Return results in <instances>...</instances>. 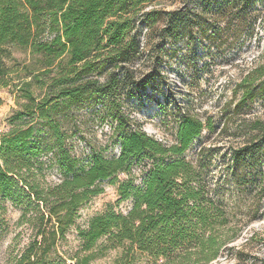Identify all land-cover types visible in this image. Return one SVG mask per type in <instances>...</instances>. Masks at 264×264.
<instances>
[{
    "label": "trees",
    "instance_id": "trees-1",
    "mask_svg": "<svg viewBox=\"0 0 264 264\" xmlns=\"http://www.w3.org/2000/svg\"><path fill=\"white\" fill-rule=\"evenodd\" d=\"M149 1L0 0V86L13 84L24 100L9 117L12 128L0 135V195L23 207L21 223L33 229L11 264H89V256L69 261L56 255L57 240L75 224L81 206L103 191V181L116 184L119 174H130L143 155L151 162L141 185L133 177L118 185L121 199H132V207L127 213L107 210L93 216L87 228H79L84 248L109 236L115 244L127 242L147 252L154 264H208L226 243L222 209L205 191L202 171L183 157L204 123L183 115L175 141L165 145L139 128H127L130 119L120 115V96L127 88L125 95L133 97L138 88L132 85L141 82L131 68L141 53L140 35L133 33L140 19L165 20L161 36L170 41L191 36L201 19L195 6L204 13L217 6L215 15L220 16L238 5L246 10L252 0H183L174 10L144 11ZM13 47L28 49L34 63L17 61ZM101 71H108L104 81L97 77ZM235 91L241 94L233 101L234 115L256 97L264 98V62L250 69ZM85 103H100L107 112L104 118L116 122L117 157L95 151L88 165H79L66 124L75 122L74 108ZM207 126L212 127L210 120ZM251 130L255 137L232 150L235 174L264 154V120L256 119ZM50 151L64 177L46 186L40 157Z\"/></svg>",
    "mask_w": 264,
    "mask_h": 264
},
{
    "label": "rangeland",
    "instance_id": "rangeland-1",
    "mask_svg": "<svg viewBox=\"0 0 264 264\" xmlns=\"http://www.w3.org/2000/svg\"><path fill=\"white\" fill-rule=\"evenodd\" d=\"M182 5L183 0H150L144 11H169ZM194 8L201 19L195 22L189 37L165 41L161 31L167 22L163 19L154 23L140 19L136 23L133 33L140 35L141 53L131 68L141 82L137 80L132 85L133 90L138 88L133 97L125 95L127 88L122 92L120 115L129 117L127 128L146 131L166 145L174 142L183 115L204 123L201 134L193 139L183 157L202 171L205 191L208 189V195L221 207L220 219L227 220L222 230L226 243L208 264H264V154L245 170L237 174L232 171L233 148L251 141L257 134L251 125L258 118L264 120L261 97L239 114L232 113L233 101L241 94L236 95L237 86L250 69L264 62V0H252L246 10L235 6L220 16L215 15L220 12L217 6L208 13L199 6ZM13 56L20 63H34L35 56L28 49L13 47ZM7 61L13 65L12 60ZM115 70L123 69L115 66ZM107 72L101 71L97 77L104 81ZM19 95L13 84L0 86V135L12 128L9 117L24 102ZM73 113L75 122L67 123L66 128L79 165H88L95 151L108 158L118 155L120 132L115 131L116 122L104 118L107 112L103 105L92 107L85 103L74 108ZM209 120L211 128L207 126ZM226 120H230L228 130L224 129ZM56 159L51 151L40 157L43 185H54L63 179ZM150 162L143 155L133 162L131 175L120 173L116 184L103 181V191L81 206L75 224L58 238L55 254L65 259L89 256V264H154V257L147 252L127 242L115 244L109 236L86 250L79 235V228H87L90 219L99 213L130 210L132 199H121L119 182L133 177L135 185H141ZM22 213V206L0 195V264H11L30 242L33 229L21 223Z\"/></svg>",
    "mask_w": 264,
    "mask_h": 264
},
{
    "label": "built area",
    "instance_id": "built-area-1",
    "mask_svg": "<svg viewBox=\"0 0 264 264\" xmlns=\"http://www.w3.org/2000/svg\"><path fill=\"white\" fill-rule=\"evenodd\" d=\"M145 132H146V131H145ZM157 140H158V139H157ZM158 141H160V142H162L163 144H165V143L163 142V140H162V139H161V140H158ZM174 141H175V140H174ZM172 143H173V141H172ZM172 143H171V144H172ZM171 144H170V145H171ZM165 145H166V144H165ZM119 153H120V145H119V151H118V155H119ZM118 155H117V156H118ZM117 156H116V157H117Z\"/></svg>",
    "mask_w": 264,
    "mask_h": 264
}]
</instances>
